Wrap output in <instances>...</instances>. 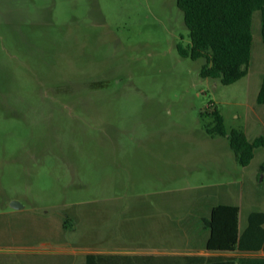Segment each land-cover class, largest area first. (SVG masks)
I'll use <instances>...</instances> for the list:
<instances>
[{"label":"rangeland","instance_id":"rangeland-1","mask_svg":"<svg viewBox=\"0 0 264 264\" xmlns=\"http://www.w3.org/2000/svg\"><path fill=\"white\" fill-rule=\"evenodd\" d=\"M252 36L247 76L223 85L200 76L204 60L179 56L189 39L176 0H0L5 263L48 240L32 233L35 220L107 229L120 210L264 192V150L243 168L226 138L206 133L217 112L227 133L239 129L250 141L264 135L258 13ZM10 211L17 213L4 215ZM79 235L65 233L69 245L61 241L44 256L72 251Z\"/></svg>","mask_w":264,"mask_h":264},{"label":"crops","instance_id":"crops-1","mask_svg":"<svg viewBox=\"0 0 264 264\" xmlns=\"http://www.w3.org/2000/svg\"><path fill=\"white\" fill-rule=\"evenodd\" d=\"M260 172L264 174V163L260 165ZM188 201L186 207L179 204L176 207L166 205V209L158 210L132 208L116 211L117 219L107 229L98 228L91 222L87 226L72 223L71 228L64 230L57 220L55 224L52 221L46 227L40 220H35L32 233L39 236L45 233L48 240L40 242L39 245L23 247L24 256L14 263L86 264V256L100 255L118 257L101 259L99 264H238L239 261L253 256L251 253L236 250H208L206 242L209 233L203 221L209 218L212 206L236 205L240 209V226L244 227L249 211L257 208L264 212V192L251 194L248 189L236 196L233 193L218 191L213 196L198 195L190 197ZM23 210L24 208L15 211L22 213ZM15 213L17 212L10 211L4 215L11 216ZM26 229L31 233L28 226ZM76 231L80 235L78 240L70 245L72 251L55 258L44 256L53 253L54 251L47 249L59 246V242L68 243L63 236L65 233ZM76 253L82 256L77 258ZM258 256H264V252L260 251ZM5 262L10 260L3 259L0 253V264H7Z\"/></svg>","mask_w":264,"mask_h":264},{"label":"trees","instance_id":"trees-1","mask_svg":"<svg viewBox=\"0 0 264 264\" xmlns=\"http://www.w3.org/2000/svg\"><path fill=\"white\" fill-rule=\"evenodd\" d=\"M188 30L189 43L179 45L180 57L193 61L202 59V78L217 79L231 85L246 77L252 58V20L258 13L260 36L264 45V0H176ZM256 103L264 106V71L256 95ZM210 137L226 138L236 163L246 168L257 150L264 149V135L248 140L239 129L226 132L223 118L213 113V124L206 129ZM240 209L236 205L219 204L210 208L203 224L209 233L208 250L240 251L253 256L238 264H264V212L253 208L246 215L244 227L240 226ZM64 230L72 227L69 220L62 223ZM118 256H86V264H99L101 259Z\"/></svg>","mask_w":264,"mask_h":264},{"label":"water","instance_id":"water-1","mask_svg":"<svg viewBox=\"0 0 264 264\" xmlns=\"http://www.w3.org/2000/svg\"><path fill=\"white\" fill-rule=\"evenodd\" d=\"M10 207H11L13 210H20V209L23 208V206L20 205V204H19L18 202H16V201L11 202Z\"/></svg>","mask_w":264,"mask_h":264}]
</instances>
